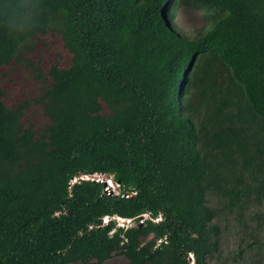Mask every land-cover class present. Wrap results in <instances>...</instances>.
<instances>
[{
    "label": "trees",
    "instance_id": "16d2710c",
    "mask_svg": "<svg viewBox=\"0 0 264 264\" xmlns=\"http://www.w3.org/2000/svg\"><path fill=\"white\" fill-rule=\"evenodd\" d=\"M184 6L196 37L173 26ZM46 34L70 60L48 70L40 129L0 86V264H208L210 199L264 252V0H0V69ZM87 174L118 194L71 184Z\"/></svg>",
    "mask_w": 264,
    "mask_h": 264
},
{
    "label": "rangeland",
    "instance_id": "374dc122",
    "mask_svg": "<svg viewBox=\"0 0 264 264\" xmlns=\"http://www.w3.org/2000/svg\"><path fill=\"white\" fill-rule=\"evenodd\" d=\"M205 22L202 13L184 6L177 11L173 26L175 30L192 38L202 32ZM32 48L33 51L23 53L19 61H12L0 69V86L4 92L3 103L6 107L11 108L17 103L28 101L29 106L24 111L21 122L25 126L30 124L32 128L40 129L46 121L41 113L39 98L42 87L46 85L48 70L52 65L67 67L70 54L63 48L59 36L49 34L38 35L32 42ZM38 72L41 73L40 78H36ZM109 192L117 194V186L113 185ZM210 205L220 211L214 220V224L220 229V236L217 256L208 264H263L264 252L256 246L248 247L253 237L261 236L259 229L255 228L251 234V229L244 230L234 215L222 210L221 203L210 199ZM256 212L260 213V210L257 209ZM145 219L146 217H142L141 221ZM134 225L135 222L130 226ZM110 262L125 264L121 257H114Z\"/></svg>",
    "mask_w": 264,
    "mask_h": 264
},
{
    "label": "clouds",
    "instance_id": "9594fccd",
    "mask_svg": "<svg viewBox=\"0 0 264 264\" xmlns=\"http://www.w3.org/2000/svg\"><path fill=\"white\" fill-rule=\"evenodd\" d=\"M87 178V179H86ZM79 180H84V181H95V182H99V183H103L104 184V191L106 194H113V193H110V189L113 188V185H116L117 188H118V183H115L112 181L111 177H105L104 175H101V174H87V175H81L75 179L72 180L71 184L79 181ZM118 194V193H117ZM143 217H146V219L148 218L147 215H144ZM110 220H116L117 222V226L118 227H124V226H127V227H130V225L134 222L133 221L131 224L129 223H121V221H128V220H124V219H120V218H117V217H113V218H109V217H104L102 218V223L105 225L107 224ZM119 223H121L122 225H118ZM192 257L190 256L189 257V260L191 261Z\"/></svg>",
    "mask_w": 264,
    "mask_h": 264
},
{
    "label": "built area",
    "instance_id": "2783aa9c",
    "mask_svg": "<svg viewBox=\"0 0 264 264\" xmlns=\"http://www.w3.org/2000/svg\"><path fill=\"white\" fill-rule=\"evenodd\" d=\"M86 179H87V178H86ZM124 222H125V223H129V224H131L133 221H131V220H128V221H123V220H122V221H121V223H124ZM140 222H141V218H140Z\"/></svg>",
    "mask_w": 264,
    "mask_h": 264
}]
</instances>
